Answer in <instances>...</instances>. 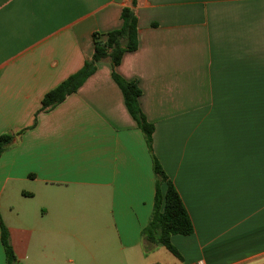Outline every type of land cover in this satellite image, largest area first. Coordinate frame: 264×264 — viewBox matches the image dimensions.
<instances>
[{
  "label": "crops",
  "instance_id": "obj_1",
  "mask_svg": "<svg viewBox=\"0 0 264 264\" xmlns=\"http://www.w3.org/2000/svg\"><path fill=\"white\" fill-rule=\"evenodd\" d=\"M131 1L0 0V135L22 132L0 156V233L17 264H264V0H137L117 72L192 222L179 258L146 250L152 161L108 62L38 111Z\"/></svg>",
  "mask_w": 264,
  "mask_h": 264
},
{
  "label": "trees",
  "instance_id": "obj_2",
  "mask_svg": "<svg viewBox=\"0 0 264 264\" xmlns=\"http://www.w3.org/2000/svg\"><path fill=\"white\" fill-rule=\"evenodd\" d=\"M137 0H132L130 6L124 7L120 12V26L103 35L92 34L93 52L90 59L83 66L57 87L46 93L41 102L39 112H47L61 104L68 96L76 93L88 78L95 74L97 65L108 62L111 78L119 88L124 106L137 128L142 133L146 148L152 161L154 175V197L152 211L147 225L142 230V238L146 241V250L159 246L173 256L179 258L178 252L172 246V236H189L193 233L190 217L176 191L174 185L168 180L152 150V136L154 126L148 122L141 107V90L136 81H128L117 72L125 54L135 52L138 48L137 18L135 7ZM35 124V122H34ZM22 132L0 135V156L8 150ZM162 186L165 187L164 192ZM0 241L4 250L5 264H17L15 255L9 243L7 230L1 225Z\"/></svg>",
  "mask_w": 264,
  "mask_h": 264
},
{
  "label": "rangeland",
  "instance_id": "obj_3",
  "mask_svg": "<svg viewBox=\"0 0 264 264\" xmlns=\"http://www.w3.org/2000/svg\"><path fill=\"white\" fill-rule=\"evenodd\" d=\"M160 251H161L162 253H164V255H167V256L171 257L170 254H168L167 250H165L164 248H161Z\"/></svg>",
  "mask_w": 264,
  "mask_h": 264
},
{
  "label": "built area",
  "instance_id": "obj_4",
  "mask_svg": "<svg viewBox=\"0 0 264 264\" xmlns=\"http://www.w3.org/2000/svg\"><path fill=\"white\" fill-rule=\"evenodd\" d=\"M196 264H203L201 261L197 262Z\"/></svg>",
  "mask_w": 264,
  "mask_h": 264
}]
</instances>
